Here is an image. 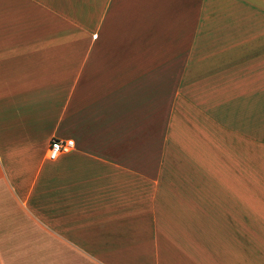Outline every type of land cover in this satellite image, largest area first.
I'll return each instance as SVG.
<instances>
[{
    "label": "crops",
    "instance_id": "0c3cea01",
    "mask_svg": "<svg viewBox=\"0 0 264 264\" xmlns=\"http://www.w3.org/2000/svg\"><path fill=\"white\" fill-rule=\"evenodd\" d=\"M173 108L188 160L192 128L264 126V0H0V190L31 214L0 219V264H264L255 222L161 184Z\"/></svg>",
    "mask_w": 264,
    "mask_h": 264
},
{
    "label": "rangeland",
    "instance_id": "374dc122",
    "mask_svg": "<svg viewBox=\"0 0 264 264\" xmlns=\"http://www.w3.org/2000/svg\"><path fill=\"white\" fill-rule=\"evenodd\" d=\"M187 116L191 114L182 108L162 114L161 184L179 187L180 191L187 187L199 192L203 189V197L195 193L193 200L203 202L211 219L237 216L255 222L257 230L264 231V126L222 130L221 139L208 133L202 139L192 128L190 138L200 145L198 154H190L192 160H188ZM200 146L204 148L202 154ZM178 150L183 154L180 158ZM156 164L159 169V161ZM25 206L7 187L0 190V219L31 216ZM218 227L211 225L213 230Z\"/></svg>",
    "mask_w": 264,
    "mask_h": 264
},
{
    "label": "built area",
    "instance_id": "2783aa9c",
    "mask_svg": "<svg viewBox=\"0 0 264 264\" xmlns=\"http://www.w3.org/2000/svg\"><path fill=\"white\" fill-rule=\"evenodd\" d=\"M74 149L75 143L72 139L53 138L49 141L46 158L48 161L53 162L61 156L70 154Z\"/></svg>",
    "mask_w": 264,
    "mask_h": 264
}]
</instances>
